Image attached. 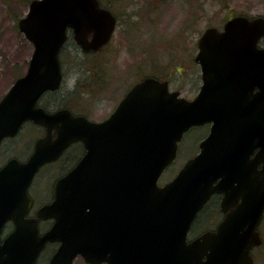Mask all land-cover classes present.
Here are the masks:
<instances>
[{"label": "water", "instance_id": "water-1", "mask_svg": "<svg viewBox=\"0 0 264 264\" xmlns=\"http://www.w3.org/2000/svg\"><path fill=\"white\" fill-rule=\"evenodd\" d=\"M115 26L98 0H34L18 22L33 54L0 100V145L29 120L47 132L29 159L0 168V264H35L55 241L62 244L50 264H72L78 256L87 264H254L264 218V49H258L264 18L239 16L222 32L205 31L196 57L205 83L193 100L147 78L103 122L37 107L61 86L68 30L88 52L107 44ZM207 124L199 154L160 186L184 134ZM77 141L85 156L56 183L53 201L28 217L36 175ZM215 194L223 195L224 221L188 243L195 218ZM38 219L55 220L43 236ZM9 223L14 229L1 242Z\"/></svg>", "mask_w": 264, "mask_h": 264}, {"label": "rangeland", "instance_id": "rangeland-1", "mask_svg": "<svg viewBox=\"0 0 264 264\" xmlns=\"http://www.w3.org/2000/svg\"><path fill=\"white\" fill-rule=\"evenodd\" d=\"M27 1L0 0V100L16 79L26 73L33 54V45L18 28L19 20L28 13L30 3ZM102 2L118 16L119 23L112 44L115 48L111 56L115 60L113 66L125 72L126 84L116 83L108 87L103 85V91L97 92L96 89L95 94L85 92L86 82H83V86L82 81L86 79L87 73L84 72L90 60H84L82 53L74 50L71 38L62 52L66 73L64 85L53 98H44L49 109L73 102L71 105L78 104L75 107L81 110L78 112L83 111L90 119L101 121L110 115L118 101L130 90L129 82H133V73L138 69L142 74H157L163 82H168V85L170 83V92H179L180 97L192 100L198 94L201 84L200 69L195 57L199 37L204 31L215 28L221 32L225 23L235 16L264 18V0ZM98 60L102 64L105 61L104 55H100ZM78 80L82 94L70 95L69 91L76 89ZM43 134L41 129L26 127L19 136L6 141L0 154V166L13 157L21 161L26 160L35 141ZM207 134V129L198 128L185 134L179 144L177 159L162 175L160 185L172 180L186 162L197 155L198 143ZM59 172L60 168L50 166L42 168L37 175L31 192L37 197L38 204L49 199L52 184L61 174ZM211 215L210 213L208 219ZM205 216L206 213L202 217ZM194 228L199 232L201 225ZM262 236L260 239L264 240V221ZM255 259L256 264H264V247L256 250ZM76 264H83V261L77 258Z\"/></svg>", "mask_w": 264, "mask_h": 264}, {"label": "flooded vegetation", "instance_id": "flooded-vegetation-1", "mask_svg": "<svg viewBox=\"0 0 264 264\" xmlns=\"http://www.w3.org/2000/svg\"><path fill=\"white\" fill-rule=\"evenodd\" d=\"M159 1H164V0H159ZM99 3H100V7L101 8H104L108 11H110L114 17L116 18V26H115V31L117 29V25L119 23V20H118V16L113 13V11L110 9V7L108 6H105L102 2V0H99ZM235 17H239V16H235ZM233 17V18H235ZM241 17H246L250 20H254V19H257V18H263V17H247V16H241ZM231 18V19H233ZM229 19V20H231ZM228 20V21H229ZM227 21V22H228ZM226 22V23H227ZM225 23V24H226ZM225 26V25H224ZM224 30V29H223ZM222 32V31H221ZM205 33V31H204ZM203 33V34H204ZM203 34L199 37V40H198V43H197V48H198V51H197V54H196V57L198 55V53L200 52V49H199V41L201 39V37L203 36ZM67 41L65 42V44L63 45V47L61 48V52H60V63H61V69H62V74H63V82H62V86L60 87V89L56 92H47L46 94H44L40 100L38 101L37 103V107L39 108H43L46 112L48 113H55L59 110H67V111H70L71 114L75 117H78V116H83L85 118H87L88 120L90 121H93V122H102V121H105L107 119H109L111 117V115L116 111V109L118 108L119 104L121 103V101L124 99V97L126 96V94L138 83L142 82L143 80L147 79V78H155L157 80H160L162 81L159 76L157 74H142L141 73V70L138 69L136 72L133 73V76H134V80L133 82H129L130 85V90H128L124 96L122 97L121 100L118 101L117 105L115 106V108L113 109L112 112H110V115L101 120V121H95V120H92L88 117V114L87 113H84L83 111L82 112H78V111H81V110H77L75 109V107L78 105V104H69V105H58L56 108H52V109H49L48 106H47V102L44 100V98L46 96H49V97H52L53 98V95H57L59 94L60 90L62 89L63 85H64V82L66 80V73L64 71V62H63V59H62V52L65 50L68 42L70 41V39L72 38L73 39V48L74 50H79L81 53H82V57L84 60H88L89 63L87 64V67L85 69V72L84 73H87L86 74V79H84V81H82V85L84 86L83 82L85 83V92L87 91L89 94H95V90L98 92V91H103L101 89V87L103 85L105 86H113L115 85L116 83H122L123 85L126 84V74L124 71L116 68V66H113L114 65V62L115 60L113 59V57L111 56L112 55V51L115 47H113V43H114V35H115V32L111 38V40L105 44L103 47H101L100 49L98 50H91V51H84L82 49V47L80 45H78V43L75 41L74 39V34H73V31L71 29L68 30L67 32ZM92 39V36H89V40ZM258 49H264V37H262L259 42H258ZM100 55H104V58H105V61L100 64L99 63V60H98V57ZM196 57H195V62L196 64L198 65L199 69H200V79H201V84H200V89H199V92L198 94L200 93L202 87L204 86V71H203V65L198 62L196 60ZM107 62V64H106ZM108 62H109V66H108ZM126 64V63H125ZM137 64V63H135ZM113 66V67H112ZM113 71H109V70H112ZM125 70V69H124ZM179 71V69H177ZM117 77H118V80H117ZM116 78V79H115ZM120 80V81H119ZM170 85V83H169ZM257 91V89H256ZM69 94L71 95H80L82 94V92L80 91V80H78L77 84H76V89L75 90H71L69 91ZM197 94V95H198ZM196 95V96H197ZM62 99V98H61ZM49 100V99H48ZM60 103V101L58 102ZM26 127H35V128H38V129H41L44 134L42 137H39L38 140H40L41 138L45 137L46 136V132H47V128L44 126V125H40V124H35L33 121L29 120L27 122H25L22 127H21V130L20 132L18 133L17 136L20 135V133L22 131H24V129ZM198 129H207L208 131V134L205 136V138L209 135L210 133V129H211V125L208 124V125H204V126H201V127H197ZM194 129V128H193ZM192 130V129H191ZM190 130V131H191ZM189 131V132H190ZM16 136V137H17ZM57 136V133L56 131L53 133V138H56ZM14 137V138H16ZM14 138H7L5 139L2 144H1V147H0V154L2 153V149L4 147V143L8 140H12ZM204 138V139H205ZM202 139L200 141V143H198V151H200V144L201 142L204 140ZM35 141L34 143V146L32 147V150L28 156L27 159H29V157L34 153V149H35V145L36 143L38 142ZM257 153V151H256ZM255 153V154H256ZM86 154V149H85V146L84 144L81 142V141H77V142H73L72 144H70L64 151L63 153L61 154V156L51 162V163H48L46 164L44 167H55L57 166L58 168H60V172L61 173L56 179L55 181L53 182L52 184V187H51V192H50V197L48 200L42 202L41 204H38L36 202V199L37 197L33 195V193L31 192L32 191V187L34 186V183H35V179L33 181V183L31 184L30 188H29V196L30 198L33 200V207L30 211V215L29 217H36V213L37 211L44 205H47V204H50L53 199H54V192H55V185L56 183L63 177H65L66 175H68L77 165L78 163L82 160V158L85 156ZM253 157V156H252ZM12 159V158H11ZM10 160V159H9ZM8 160V161H9ZM24 160V161H26ZM7 161V162H8ZM7 162H5L3 165L0 166V168L2 166H4ZM43 167V168H44ZM261 166H259L260 168ZM42 170V168H41ZM40 170V171H41ZM40 173V172H39ZM38 175V174H37ZM222 198H223V195H220V194H216L214 195L210 200L209 202L207 203V205L204 207V209L199 213V215L197 216V218L195 219L193 225H192V228H191V231L189 233V238H188V241L190 242L191 240H195L196 238H198L199 236L207 233V232H216L218 230V227L221 225V223L224 221L227 213L223 212L222 211V208H221V201H222ZM42 201V200H41ZM234 209V208H233ZM233 209H230L229 212L233 211ZM206 213V216L205 217H202L204 214ZM212 214L210 216V218L208 219L209 217V214ZM54 222L55 220L54 219H39L38 220V228H39V235L40 236H43L44 234H46L47 232H49L52 227L54 226ZM198 225H201V230L199 232H196L195 231V226H198ZM262 225L263 223L260 225L259 227V233H260V237H263L262 236ZM14 229V226L13 224H10L7 228V230L5 229L4 233H3V236H2V241H3V238H5L9 233H11ZM1 241V242H2ZM61 242H58V241H55V242H48L44 248L41 250L37 260H36V263L35 264H50L52 258L55 256V254L59 251L60 247H61ZM264 247V240L263 238L261 239V242L255 246L252 251H251V254L254 258V262L255 264L257 263L256 262V259H255V252L257 249H262ZM80 258L82 261H83V264H86L84 258L82 257H78ZM76 259H74L73 261V264H76ZM101 264H108L107 262H104V263H101Z\"/></svg>", "mask_w": 264, "mask_h": 264}, {"label": "trees", "instance_id": "trees-1", "mask_svg": "<svg viewBox=\"0 0 264 264\" xmlns=\"http://www.w3.org/2000/svg\"><path fill=\"white\" fill-rule=\"evenodd\" d=\"M31 1H33V0H28L27 2L30 3Z\"/></svg>", "mask_w": 264, "mask_h": 264}]
</instances>
